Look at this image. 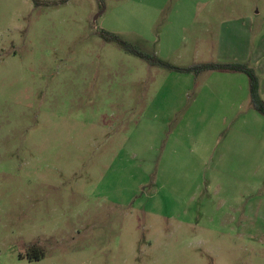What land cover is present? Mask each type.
Listing matches in <instances>:
<instances>
[{"label": "rangeland", "instance_id": "obj_1", "mask_svg": "<svg viewBox=\"0 0 264 264\" xmlns=\"http://www.w3.org/2000/svg\"><path fill=\"white\" fill-rule=\"evenodd\" d=\"M107 35L264 87V0H0V264H264L248 77Z\"/></svg>", "mask_w": 264, "mask_h": 264}, {"label": "trees", "instance_id": "obj_2", "mask_svg": "<svg viewBox=\"0 0 264 264\" xmlns=\"http://www.w3.org/2000/svg\"><path fill=\"white\" fill-rule=\"evenodd\" d=\"M107 40L110 42H115L127 52L137 55L143 60L149 62L151 65H155L161 68H165L171 71H180V72H192L195 74H201L204 72H214V71H228V72H235L245 74L248 77L249 85H250V97L253 106L255 109L264 116V100L261 98L260 95V79L256 72L250 68L247 64L244 63H232V64H215V63H208V64H200L193 66L188 69H181L177 68L169 63H166L160 59H158L155 55H149L138 49L136 46H133L121 38L117 36H106ZM42 255V254H41ZM43 257V256H41Z\"/></svg>", "mask_w": 264, "mask_h": 264}, {"label": "crops", "instance_id": "obj_3", "mask_svg": "<svg viewBox=\"0 0 264 264\" xmlns=\"http://www.w3.org/2000/svg\"><path fill=\"white\" fill-rule=\"evenodd\" d=\"M204 1H212V0H204ZM246 13L248 14V15H246V14H242V16H245V17H243V18H241V19H238V20H235L236 22H239V21H242V20H244L246 23H251L252 25L254 24V22H255V20H254V18H253V14H249L248 13V11H246ZM252 13V12H251ZM258 15V14H257ZM251 32V31H250ZM226 39H227V43H226V46L227 47H229V48H231L232 46H234V44L232 43V42H230V44L228 45V42L230 41V40H234L235 39V34L234 33H232V28H230V29H228V33H227V36H226ZM233 44V45H232ZM235 74H237L236 76H242V75H239V74H241V73H235ZM240 78V77H239ZM242 78V77H241ZM247 86H248V88H249V81H248V83H247ZM261 88H260V92H261V95H264V87H263V84L261 83ZM250 90V89H249Z\"/></svg>", "mask_w": 264, "mask_h": 264}]
</instances>
